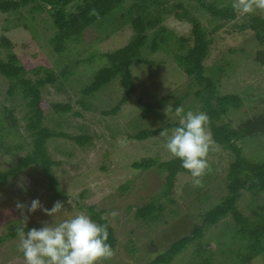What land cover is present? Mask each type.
I'll list each match as a JSON object with an SVG mask.
<instances>
[{"label":"trees","instance_id":"16d2710c","mask_svg":"<svg viewBox=\"0 0 264 264\" xmlns=\"http://www.w3.org/2000/svg\"><path fill=\"white\" fill-rule=\"evenodd\" d=\"M231 3L232 0H0V14L4 16L5 30L13 29L0 38V82L7 85L4 92L7 98L3 100L10 101V105L0 104V152L1 156H8L10 159L6 167L0 166V188L8 186L21 174H35L47 183L48 190L52 193L53 205L63 199L64 195L55 175L60 163L51 154L49 143L63 138L84 148L91 143L92 138L81 132L64 130L62 125L71 126L65 118L72 110L70 102L46 101L41 89L51 84L58 91L64 92L66 86L69 87L70 79L77 74L76 66L85 61L93 62V55L81 59L78 56L80 51L75 46L76 42L83 39L86 31L91 29L108 38L116 30H125L126 26L131 31L127 44L96 57L106 62L101 60L102 66L82 86L77 103L84 110L91 109L94 95L117 81L123 95L113 107L103 110V114L113 115L127 97L137 90L136 77L132 71L135 64L154 67L157 62L162 65V72L175 67L190 79V83L185 93L173 102L171 109L192 96L194 101L191 104L196 103L200 112L209 116V128L216 147L233 156L224 177L226 196L222 201L201 213V219L193 224L190 233L173 240L165 250L157 252V246L150 247L149 250L156 254L144 264H180V261H184V264H250L256 257L263 255L264 214L254 211L253 218L248 216L240 208L239 199L243 189H248L255 195L264 192V158H248L242 147L247 138L264 134V111L237 127L222 121L229 107L239 108L242 100L238 94H220V80L215 75H220L223 67L205 65L210 56L213 34L229 26L225 32L248 30L254 34L260 46L254 59L260 67H264V16L250 14L238 18L239 14L234 12ZM23 9H26L29 16L24 14ZM37 16L49 24L45 28V44L47 45V40L52 44L55 61H69L71 55L74 65L63 64L61 72L56 74L51 67H43L40 60L38 62L41 55L33 48L37 39L35 37L39 35L31 32L29 24ZM170 16L190 23L189 32L180 35L165 24ZM30 49L33 53L28 55L27 60L20 58V54ZM149 54L162 58L155 62L148 59ZM34 58H37V63ZM41 73L43 74L39 76ZM195 87L197 88L193 90ZM18 105H21L22 117L16 115ZM49 110L58 117L57 122H51L53 126L45 122V113ZM149 111V103L144 104L143 112ZM74 114L81 115L77 111ZM165 126L171 129L177 123L170 122ZM163 129L164 127L141 129L130 134L129 138L144 140ZM131 167L144 171L157 170L164 178L161 196L170 202L173 201L171 193L178 174L187 172L181 167L180 160L172 157L165 160L143 157L134 161ZM34 170L37 173H33ZM126 188L123 185L122 191ZM76 203L95 222L107 226V242L114 250L117 238L113 225L102 215L104 212L97 211L93 205L79 201ZM164 210L165 204L160 196L153 197L136 207L135 217L143 222L155 223L161 220ZM228 217L233 223V227H227L229 235L222 237L224 240L215 239V245L205 242L208 230ZM10 222L9 231L0 235V244L18 234L17 229L21 226L13 224L12 220ZM28 229L30 226H26L25 232ZM220 257L223 258L222 261Z\"/></svg>","mask_w":264,"mask_h":264},{"label":"rangeland","instance_id":"374dc122","mask_svg":"<svg viewBox=\"0 0 264 264\" xmlns=\"http://www.w3.org/2000/svg\"><path fill=\"white\" fill-rule=\"evenodd\" d=\"M23 12L28 15L26 9H23ZM254 14L264 16V11L257 10ZM3 17L0 14V38L7 31L13 30L11 28L5 30ZM29 24L31 32H37L39 35L35 37L37 39L33 49L41 55L38 62L40 60L43 67L47 65L57 74L61 72L63 64L74 65L71 55L69 61L59 63L55 61L56 55L52 44L48 42L49 40L47 45L45 44L47 39L45 28L49 27L48 22L41 21L37 16ZM165 24L180 35H186L191 27L190 23L176 20L171 16L165 20ZM228 27L213 34L210 56L206 59L205 65L223 67L221 74L215 75L216 79L220 80L218 84L220 94H238L242 100L239 108L229 107L222 117V121L237 127L264 111V67H260L254 59L256 50L260 48L254 34L248 30L225 32ZM124 29L116 30L108 38L91 29L86 31L83 39L76 42L75 46L80 51L78 56L81 59L93 55V62L85 61L76 66L77 74L70 79L69 87L66 86L64 92L58 91L51 84L41 89L42 97L46 101L70 102L72 110L65 118L71 126L61 124L64 130L81 132L92 138L91 143L84 148L63 138L49 143L51 154L60 163L55 175L64 195L60 200L64 209L53 216L47 215L40 208L29 213L28 208L32 200L38 199L43 209H51L53 197L41 176L21 174L8 186L0 188V235L9 231L11 220L13 224L22 226L24 216L28 217L26 226H30L31 229L39 228L45 222L55 225L79 213H86V210L76 203L79 201L93 205L97 211L102 210L104 212L102 215L114 227L117 238L114 256L109 261H100V264H144L156 254L149 250L150 247L157 246V252L163 251L173 240L189 234L193 224L201 219L199 215L220 203L226 196L224 177L233 156L216 145L208 154L207 160L211 168L203 177L202 185L194 187L188 172L179 173L171 193L173 199L171 202L161 196L164 178L157 170L144 171L131 167L134 161L143 157H159L164 160L171 157L164 147L167 137L161 136L160 133L144 140L129 138L130 134L141 129L156 127H164L162 131L170 135L173 128H166L165 125L170 122L177 123L175 108L169 111V107L171 108L173 102L185 93L190 79L175 67L162 72V65L156 62L162 56L147 55L148 59L156 62L154 67L141 64L132 67L137 90L127 97L115 114L105 115L103 110L113 107L123 95L117 81L94 95L91 109L84 110L77 103L82 86L88 83L92 73L106 62L98 59V55L127 44L131 31L127 30L126 26ZM32 53L33 50L30 49L20 54V58L25 61ZM34 59L37 63V58ZM27 75L32 77L31 74ZM6 87L5 83L0 82V104L10 105L9 100H3L7 98L4 93ZM193 101L192 96H189L179 106L185 111H200L199 105L191 104ZM147 103L150 111L144 113V104ZM16 107L17 117H22L21 105ZM76 111L81 115H75ZM45 116L47 125L53 126L51 122L58 121V117L51 110L47 111ZM242 147L248 158L263 159L264 134L247 138ZM1 154L0 152V166L6 167L10 159ZM33 173L37 171L34 170ZM123 185L127 187L124 191ZM158 196L165 204L161 220L148 223L137 219L136 207ZM17 204L23 207L18 208ZM239 206L252 218L254 211L264 214V192L255 195L248 189L241 190ZM112 212L116 215H110ZM229 226L233 227V223L228 217L215 228L208 230L205 242L215 245V239L224 240L222 237L229 235L230 230L227 229ZM19 243L20 237L17 234L0 244V264H25L23 254L18 251ZM180 264H184V261H180ZM250 264H264V254L256 257Z\"/></svg>","mask_w":264,"mask_h":264},{"label":"clouds","instance_id":"9594fccd","mask_svg":"<svg viewBox=\"0 0 264 264\" xmlns=\"http://www.w3.org/2000/svg\"><path fill=\"white\" fill-rule=\"evenodd\" d=\"M231 7L240 16L264 11V0H232ZM172 109L169 107V111ZM174 115L177 126L166 136L165 149L172 158L179 159L181 167L192 177L194 187L202 185V179L210 170L207 160L215 141L209 128L210 119L207 113L192 111L176 106ZM18 208L23 205L17 204ZM42 209L47 215L60 213L64 206L60 201L51 209H43L40 201H31L28 212ZM110 215L115 216L112 212ZM28 217L24 216L21 227L17 229L20 237L18 251L23 254L25 264H100L114 256L108 241L106 225L95 222L86 213H79L55 225L43 223L41 227H33L25 232Z\"/></svg>","mask_w":264,"mask_h":264}]
</instances>
